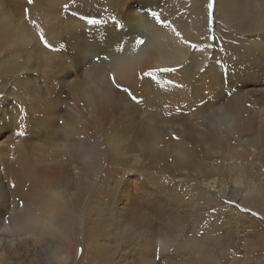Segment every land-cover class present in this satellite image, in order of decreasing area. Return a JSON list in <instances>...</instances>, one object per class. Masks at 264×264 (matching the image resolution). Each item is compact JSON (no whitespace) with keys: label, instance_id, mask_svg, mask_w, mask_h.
Instances as JSON below:
<instances>
[{"label":"rangeland","instance_id":"1","mask_svg":"<svg viewBox=\"0 0 264 264\" xmlns=\"http://www.w3.org/2000/svg\"><path fill=\"white\" fill-rule=\"evenodd\" d=\"M52 1L43 0V3L50 5ZM166 1H170L168 6H173L174 18L184 26L193 25V1ZM198 2L196 5L201 8L200 13H205L203 18L207 21L209 38L212 34L215 36V30L218 36L224 37H218L216 44H213L214 38H210L213 54L222 61L227 55L236 53L234 44L229 43L231 37L225 35L226 27L231 24L230 17L222 19V12L217 10L215 0ZM126 5L131 7V4ZM33 7L34 4H29L28 0H0V19L7 16L6 19L16 25L14 29L34 30L37 19ZM70 15L71 12L67 13L66 19ZM40 44L46 51L67 53L65 46L51 48L48 43L45 46L40 41ZM5 45L0 48V102L4 96L2 87L13 88L14 105L20 113L23 111L24 137L39 140L28 142L23 151L28 154L25 160H19L14 151L3 153L1 149L0 162L6 163L0 168L4 176L1 184L8 199V202L3 201L2 208L9 215L14 211H29L34 197V208L39 210L43 204L36 199L37 195L29 194L30 198L27 199L19 195L24 189L29 190L34 180L38 185V195L42 194L45 198L53 199L55 193H60L57 190L60 182L78 183L83 191L79 204H69L57 217L59 221L64 220L62 226L65 227L64 236L58 241L59 246L56 243H30L25 247L17 246L18 252L15 254V248L11 250L8 241L16 235L0 230V255L6 253L8 257L4 264H187L191 249L164 250L160 245L164 237L178 235L175 232L177 225L186 227L187 235H197L203 244L210 237H216L208 245L216 264H264V197L260 208L249 202L250 196L258 191L256 188L264 189V109L257 103L263 102L264 96L261 93H247L254 86L253 79L242 76L248 87L246 91L241 90L251 98L249 105L245 104L250 109L246 117L254 121L252 124L256 129L253 136H248L242 130L232 132L228 127L230 113L223 108L229 100L218 102L217 105H222L219 110L197 109L205 100L198 96L210 97L214 93L205 83L198 86L189 80L191 85L188 92L182 93L183 89L173 77L160 74L144 83L149 87L146 86V92L153 91V83L158 80L164 86L175 87L165 91L169 93L168 97L163 95L162 89L154 90L156 93L153 91L146 98L141 90H136L132 92L135 97L132 99L113 83L108 71L109 61L102 54V57L100 53L97 54L99 57L95 55L83 71L73 72L68 65L60 68L56 60L40 53L35 41L30 43L32 47L29 46L27 58L35 71L22 72L24 79L19 81L21 75L13 77L15 74L11 73L19 68H13L18 63L14 58L16 54H13L17 51L5 50ZM202 48L197 45L195 53ZM10 53L13 59H9ZM244 54L249 55L247 52ZM21 61L20 65L25 62ZM195 67L196 64L191 65L189 72L192 73ZM85 69L90 72L87 74ZM89 75L92 78L89 79ZM103 77L112 86L106 88L110 93V103H107L106 109L97 111L99 115H94L86 98L96 99V96L88 97L87 90L91 86L90 90L94 89V82H101ZM65 81L70 85L79 81V93L69 88ZM154 98V102L157 101L154 104H160L164 109L157 108L159 105L155 106L156 110L153 109ZM164 101L179 103V108L164 107ZM237 101L240 104L243 102L241 99ZM77 123L87 124L81 139L68 137L72 139L69 140L62 136ZM3 128L0 124L1 137L6 135ZM34 128L41 136L34 135ZM93 144L100 149L98 159L94 155ZM78 147L80 151L77 152ZM5 153L8 160H2ZM45 191L47 194L44 195ZM61 197L49 201L50 205L61 201ZM115 207L123 209L125 214H116L113 211ZM92 223H99V227L95 228L97 233H87ZM22 241L16 240L17 245H22ZM200 245L198 242L196 246Z\"/></svg>","mask_w":264,"mask_h":264},{"label":"bare ground","instance_id":"2","mask_svg":"<svg viewBox=\"0 0 264 264\" xmlns=\"http://www.w3.org/2000/svg\"><path fill=\"white\" fill-rule=\"evenodd\" d=\"M53 1L50 5L44 4L43 0H34V2L31 3L34 4L32 11L36 14L35 18L37 19V26L34 30L21 31L19 30V27L14 29L16 25L7 20V16L0 19V48L6 44L3 49L17 51V53L13 52V54L14 56L16 54V57L14 58L18 63L16 64L15 62L16 65L13 66V68H19L14 70L11 68V73L15 74L13 77L21 75L18 77V80L21 81L24 79V75L21 74L22 72L26 74L29 71H35L34 66H31L29 60H27L29 56L28 49L29 46L32 47V45H30L32 41H35L36 49L40 53L46 55L49 59L56 60L55 63L59 64L60 68L61 66L64 68L68 65V68L72 69L73 72H78L79 70L83 71L84 68L94 60L95 55L100 53V56L102 54L107 61H109V76L111 75V77H115L116 82L120 86L127 87L131 92L141 90L142 94L145 96L144 98H146L147 95H150L154 90L159 91V89H162L163 95L168 97L169 93L165 91L175 88L173 85L164 86L162 83L157 82V80L156 83H153L152 88L154 90L147 94V85L144 83H148L152 77L160 74L166 77H173L176 84H180L181 89H183L182 93L188 92L191 85V83L188 82L189 80L193 82L192 84H196L198 86L205 83L209 87L210 92L214 93L210 97H206V95L198 96L199 98L205 100L199 104L197 109H218L222 106L217 105L218 102L229 100L228 102L225 101V107L223 108L227 113H230V117L227 119L228 127L232 132L242 130L243 132L248 133V136H253V133L256 130H254V126L252 124L254 121L251 122V119L246 117V115H249L248 112H250L248 105L251 102V98L242 91L243 89L246 91L245 89L248 87L246 85L247 81L243 77L253 79L252 81L254 82L253 88H249L247 93H256L259 95L261 93L262 96H264V0H215V6L218 8L217 10L219 13L222 12V19H225L226 16L230 17L231 24L226 27L227 33L225 35L227 38L231 37V39H229V43H233V47L236 49V53L227 55L222 61L219 60L216 54H213L214 52L210 47L212 45L210 38L213 37V41L215 40L213 44H216V39L218 37H224L223 35L218 36L219 34L216 32L217 30H215V36L212 34L209 38V33L206 27L207 21L203 18L205 13H200L202 10L196 5L199 3L198 0H189V2L193 1L194 4V7L192 6V26H184L181 24V21L174 18L172 10L173 6H168L167 4H170V1L167 2L166 0ZM126 4H131L132 8ZM65 5H67V8H65ZM41 9L44 10L41 11ZM69 12H71L72 16L70 15L71 17L66 19L67 13ZM152 13H156V16L154 17ZM200 16H202V18H200ZM201 23H203V25ZM177 33H179V35H177ZM41 34H43L46 43H48L51 48L65 46L67 48V53L46 51L42 49L43 47L40 44ZM137 38L142 39L144 43L137 46L135 43ZM192 45H195V47H192ZM197 45H200L201 48L205 45L206 48H202L201 51L195 53ZM244 52L249 53V55H245ZM68 53H70V55H67ZM198 53H200L199 55H202L203 57L198 56ZM13 54L10 55L9 59L12 58ZM17 54L24 59L18 57L19 55ZM20 60H25V62L23 61V64L20 65ZM57 64H55V66ZM193 64H196L197 68L195 67L194 71L190 73V66ZM94 65H92V67ZM49 68H51L50 65ZM88 69L90 70V68ZM164 69L176 70L165 71ZM89 70L85 69V71H88L86 72L87 74L90 72ZM83 73L84 78L86 79L87 77H85V72ZM93 74L94 72L92 75ZM89 76V79L92 78L91 75ZM102 76L104 75L102 74ZM100 80L101 82H94L96 90L95 88L90 90L92 86L87 90L89 92H87L88 97L92 95L96 96V99L86 98V102L88 100L94 115H99L97 111L100 109H106L107 103H110V93L106 89L109 86L112 87L109 83L110 81L106 80V77H103ZM64 83L67 84L69 88L75 89L78 93L81 90L79 81L78 83H74L72 85H70L68 81H65ZM140 84H142V86ZM92 85L94 84L92 83ZM133 87L136 88L132 89ZM13 91V88L10 89V86L2 87L4 96L2 95V102H0V124L4 126L3 130L6 132V135L4 137L0 136V152H2V150L3 153L5 151H14L17 153L19 160H25L28 156L27 152H23L26 145L29 141L37 142L39 138L31 137L28 139V136L24 137L25 131L22 123H24L23 121L25 120H23L24 116H21L23 111L20 113V110L15 106L16 104L14 105L15 101ZM36 96L38 95L36 94ZM36 96L35 98H38ZM237 99H241L243 102L241 104L240 101L235 102ZM154 100L155 98L153 99V104L157 102H154ZM159 100H161V98ZM99 101L105 102L100 103ZM261 101H258L257 103L264 109V101ZM29 103L27 102V104ZM169 103L170 102L164 101V107L174 106L179 108V103ZM121 105L125 108V105ZM158 105L159 107L157 108H161L162 105L160 106V104H154L153 109L156 110L155 106ZM73 126H68V130L62 136H66L67 138L77 137L78 139H81L80 137L85 135L87 124L77 123ZM33 127L37 126L34 125ZM32 132H34V135L36 133L41 136L40 132L35 128ZM256 137H258V135H256ZM68 139L72 140L70 138ZM92 148L95 150L94 155H96V158L98 159V156L101 155L100 149L97 146L95 148L94 144ZM78 151H80L79 147L77 152ZM93 152L94 151H92V153ZM2 160H8L7 153L3 155ZM5 164L0 162V168H3ZM3 177L4 176H2V173L0 172V226L2 227L0 230L6 233L9 232L10 234L14 233V235H16L14 236L15 238L8 241L10 249L12 250V248H15L14 253L16 254L18 252L17 246L25 247L30 243H38L40 245L44 242L48 244L56 243L59 246L60 244L58 241L62 238V236H64L65 227L62 226L64 220L59 221L57 220V217H59L61 211L68 208L69 204L70 206L79 204V198L81 197V192L83 191L82 185H79L78 183L73 185L67 182H60L57 185V190H60V193H55L53 199H50L45 198L42 194L38 195V185H36L34 180L29 190L24 189L23 192L19 193V195L24 199L30 198V195H37L36 199H38L43 205L39 207V210L34 208V204L36 203L33 202V197L32 202L30 203L31 205H29V211H21L22 213L14 211V214L9 215V213L6 214V209L2 208V206H4L3 201L8 202V199L5 198V194L2 191L1 181ZM19 188L21 189L22 187L20 186ZM256 189L258 191L254 192V195L250 196L249 202H251L254 207L260 208L263 204L262 200L264 197V189ZM48 190L50 191V189ZM45 194H47L46 191L44 192V195ZM61 195V201H57L53 203V205H50L49 201L56 200L57 196ZM32 207L33 209H30ZM113 211L120 216L125 214L123 209H118L116 207ZM9 223L12 225L10 226ZM97 227H99V223H92L89 225L87 233H97V230L95 229ZM185 228L186 227L184 226L177 225L175 232L178 235L164 237L165 239L163 238L164 241L162 239V243L160 240L161 248L164 250L174 249L175 251L186 247L192 251L196 250L195 252L190 251L191 255L189 256L187 264H216L214 255L210 252L208 246L216 239V237H210L208 241L203 244L202 240L199 239L197 235H187L185 233ZM19 239L24 240L20 242L23 243L22 245H17L18 243L16 240ZM198 242L201 243L200 246H196L198 245ZM9 246L7 248H9ZM3 249L5 248H2V250ZM6 257V253L0 255V263L4 264Z\"/></svg>","mask_w":264,"mask_h":264},{"label":"snow or ice","instance_id":"3","mask_svg":"<svg viewBox=\"0 0 264 264\" xmlns=\"http://www.w3.org/2000/svg\"><path fill=\"white\" fill-rule=\"evenodd\" d=\"M28 3L31 4L32 0H28ZM65 8H67V5H65ZM152 15L155 17L156 13H152ZM177 35H179V33H177ZM40 41L41 43H45V46H47V43L45 41V38L43 36V34L40 35ZM137 46H140L144 43V41L142 39L137 38L135 41ZM192 47H195V45H192ZM165 71H175L176 69H164ZM113 83L116 84L117 88H120L121 91L125 92L128 94L129 97H132V99H135V97L133 96L132 92L127 88V87H121L115 80V77H113ZM174 139L177 137H173ZM253 215H256V213H253Z\"/></svg>","mask_w":264,"mask_h":264}]
</instances>
